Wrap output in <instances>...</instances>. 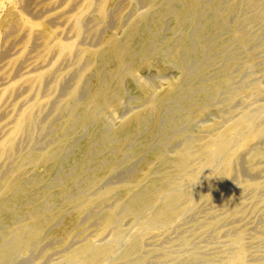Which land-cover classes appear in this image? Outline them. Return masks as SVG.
Listing matches in <instances>:
<instances>
[{
	"label": "bare ground",
	"instance_id": "6f19581e",
	"mask_svg": "<svg viewBox=\"0 0 264 264\" xmlns=\"http://www.w3.org/2000/svg\"><path fill=\"white\" fill-rule=\"evenodd\" d=\"M262 26L264 0H0V264H146L152 238L231 181L264 190V70L182 82L211 37L257 47ZM175 98L179 131L151 145ZM243 237L210 264H247Z\"/></svg>",
	"mask_w": 264,
	"mask_h": 264
},
{
	"label": "rangeland",
	"instance_id": "374dc122",
	"mask_svg": "<svg viewBox=\"0 0 264 264\" xmlns=\"http://www.w3.org/2000/svg\"><path fill=\"white\" fill-rule=\"evenodd\" d=\"M262 29L264 32V26L257 27L256 29L251 28L248 30V33L254 34V32H257L259 30L257 33L264 34L262 32ZM209 40H211V41H209ZM209 40H208L207 50L205 52L206 56H204L202 59H199L200 62L197 60V61H195L196 63L195 62L193 63L194 66L193 65L191 66V68L187 71V74L185 75L187 77L182 81L183 86L188 87L189 83H187V81L190 80L193 82L195 78L193 80H191V79L194 77V75H196V77H197L195 82L201 81L200 82L201 84H206L214 76L218 75V73L222 74V75H225V73H227V75L229 77H231L232 79L234 78L233 82L236 85H239V84H242V82L244 80L243 79L244 75L247 71L251 72L256 77L260 76L261 73L263 72L264 64H261V63H264V43H263L264 40H262V43L260 45H258L257 47H255V44H254V46L252 45L253 47L251 45H249V46H247L245 48H241V49H239L237 47L238 46L237 43L235 41L233 42V40L229 39V37L225 33L219 34L215 37L213 36ZM225 42H227L228 44ZM212 45H214V47H211ZM235 47H237V48H235ZM215 48L218 51L215 50ZM234 49H236V50H234ZM242 49H246V50L241 51ZM232 52H233V55H232ZM248 52L252 56V66L250 68H248L246 71L245 70L243 71L242 69H243V65L245 63L243 61L246 59V55ZM211 54H213V55L211 56ZM254 55L257 57H255ZM208 56H210V57H208ZM236 56H238V57H236ZM206 58H209V59H206ZM212 58H213V60H212ZM223 60H225V61H223ZM231 61H233V62H231ZM222 62H224V63H222ZM237 62H239V63H237ZM199 66H200V68H199ZM206 66L211 69L210 71L212 73L211 72L209 73L210 77H209V74H206L208 77L206 75H204V77H203L200 73V70ZM192 68H194V71H192L193 70ZM260 68L262 70H260ZM197 71H198V73H197ZM237 72H241V73H237ZM175 74L176 73H171V74L165 76L166 77L165 79H167V78L171 79L174 77L175 78L178 77V74H176V75ZM211 74H213L214 76ZM149 77L150 78H148V79L151 82L154 83L155 81H157L154 76L150 75ZM202 77L204 80L202 79ZM192 82H190V83L192 84ZM237 82H239V83H237ZM224 93L225 92H222L223 95H225ZM185 96L187 97V95H185ZM186 97H185V99H188ZM174 100L175 101L174 102L172 101L170 106L165 110L166 113L165 112L163 113V117H162L163 120L161 122V127H160L161 131H159L158 134L155 135L156 137H154L153 139H152V137L149 138V142L151 145H156L157 140H158V142H161L162 139H164L163 141L165 142L169 139V137L171 135H173L179 131V130H175L176 129L175 127L170 129L169 127H167V125L165 126V124H168L170 121H172V119H173L172 117L176 116L181 111L180 105H181L182 100H178V98H175ZM165 114H166V117L164 116ZM172 114H173V116H172ZM212 117H213V115H208V116H206L205 120L206 121L208 119L210 120ZM166 120H167V122H166ZM195 126H196V122L191 123V124H186L182 127L183 128L182 130L192 131ZM138 137H134L132 139L134 146L141 145L146 140L144 134H143V136H142V134L138 135ZM143 137H144V140H143ZM135 140H137V141H135ZM259 176H260L259 180L264 181V169L261 171ZM245 178H246V176L242 177V179L239 178L237 180L231 181L229 189H228V194H227L228 196L226 198L225 197L224 198H213V199L211 198V199L204 201L202 203V205L195 212L187 215L181 221V224L179 225V227L176 230H173V231L171 230L169 232L161 234L160 236L152 238L149 241V244L147 246L150 259L146 264H210L211 262H214L215 260L217 261L222 256H225L229 253L228 251H230V250L228 249L229 248L228 242H229L230 238L237 235V234H240V233H242L244 236L243 237L244 238L243 248H244V251L246 252L247 264H264V196H263L264 190H262V191L260 190V191L256 192V191L251 190V189H245L241 185L243 182L242 180H244ZM237 185H239V186H237ZM213 201H214V203H213ZM228 201H229V203H228ZM231 203L236 205L237 209H238V214L234 217L229 216V214H228L229 207H230ZM256 211H257V213H256ZM247 212H248V214H247ZM94 214H95V212L92 213L91 214L92 216H90L87 219L92 218L94 216ZM225 214H227V215H225ZM260 218L262 219L261 221H260ZM211 222H218V224L214 225L211 228V227H209ZM84 224L86 225V222H83L81 224H78L75 227H71V228L67 229L65 231V235H69V234L72 236L75 235L74 237H76L78 239H82V238L86 237V235H88L90 233L93 226L85 230V229H82L85 226ZM255 224H256V227L254 226ZM6 225H7V223H3L2 226L6 227ZM239 227H240V229H239ZM73 229H74V231H73ZM227 229H229V230H227ZM253 229H254V231H253ZM203 240H204V242H203ZM186 241H188V244H186ZM41 248L42 247H38L36 249L39 250ZM262 248H263V250H261ZM157 251L163 252L164 255L159 257V258L155 257V255H153V254H156ZM255 256H257V257H255ZM23 259H24L23 257H16L14 262L11 264H18V263L23 264L20 262H24V264H25L26 260L24 259V261H23Z\"/></svg>",
	"mask_w": 264,
	"mask_h": 264
},
{
	"label": "clouds",
	"instance_id": "9594fccd",
	"mask_svg": "<svg viewBox=\"0 0 264 264\" xmlns=\"http://www.w3.org/2000/svg\"><path fill=\"white\" fill-rule=\"evenodd\" d=\"M237 186H239V185H237Z\"/></svg>",
	"mask_w": 264,
	"mask_h": 264
}]
</instances>
